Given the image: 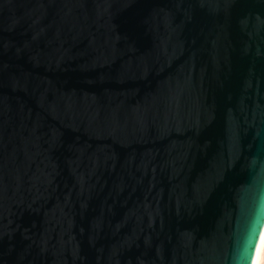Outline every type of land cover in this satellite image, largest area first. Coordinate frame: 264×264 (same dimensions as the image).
<instances>
[{
  "label": "water",
  "instance_id": "obj_1",
  "mask_svg": "<svg viewBox=\"0 0 264 264\" xmlns=\"http://www.w3.org/2000/svg\"><path fill=\"white\" fill-rule=\"evenodd\" d=\"M264 0H0V264H252Z\"/></svg>",
  "mask_w": 264,
  "mask_h": 264
},
{
  "label": "bare ground",
  "instance_id": "obj_2",
  "mask_svg": "<svg viewBox=\"0 0 264 264\" xmlns=\"http://www.w3.org/2000/svg\"><path fill=\"white\" fill-rule=\"evenodd\" d=\"M252 264H264V229L261 234Z\"/></svg>",
  "mask_w": 264,
  "mask_h": 264
}]
</instances>
